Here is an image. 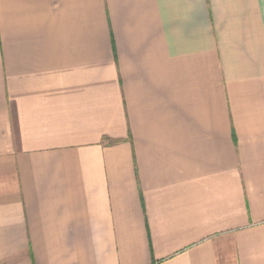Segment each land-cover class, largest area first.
Segmentation results:
<instances>
[{
    "label": "crops",
    "instance_id": "obj_1",
    "mask_svg": "<svg viewBox=\"0 0 264 264\" xmlns=\"http://www.w3.org/2000/svg\"><path fill=\"white\" fill-rule=\"evenodd\" d=\"M0 264H264V0H0Z\"/></svg>",
    "mask_w": 264,
    "mask_h": 264
}]
</instances>
